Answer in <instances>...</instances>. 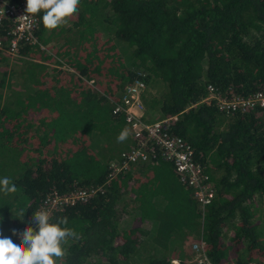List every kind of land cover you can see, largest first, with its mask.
<instances>
[{
	"label": "trees",
	"instance_id": "obj_1",
	"mask_svg": "<svg viewBox=\"0 0 264 264\" xmlns=\"http://www.w3.org/2000/svg\"><path fill=\"white\" fill-rule=\"evenodd\" d=\"M41 16L35 35L43 45L54 41L51 55L37 44L20 52L60 62L27 61L21 75L34 90L0 92V178L17 186L0 194V235L29 226L52 191L103 185L87 201L51 213L78 234L58 264H135L147 243L140 264H172L186 256L169 251L170 243L185 251L197 239L214 264L264 259V112L225 114L202 101L208 85L221 94L264 91V0H81L69 25L54 30ZM120 41L131 49L129 66ZM137 78L146 84L144 118L176 116L170 130L209 174L215 194L204 208L162 160L131 163L104 184L109 163L132 144L130 135L117 142L124 119L112 108L120 88ZM156 249L167 255L154 256Z\"/></svg>",
	"mask_w": 264,
	"mask_h": 264
},
{
	"label": "built area",
	"instance_id": "obj_2",
	"mask_svg": "<svg viewBox=\"0 0 264 264\" xmlns=\"http://www.w3.org/2000/svg\"><path fill=\"white\" fill-rule=\"evenodd\" d=\"M26 0L15 2L13 0H0V51L13 58H21V45L37 44L46 50L47 45L39 43L35 35L39 26L36 15L28 21L21 18L25 14ZM146 90V84L142 79H134L123 85L117 94L112 113L122 115L124 128L130 130L132 144L129 149L121 153V160L110 162V172L104 184L117 176L131 163L146 161L148 159L162 160L172 164L173 169L180 181L191 189L194 200L201 208L211 203L214 194V184L204 165L197 160L193 147L180 135L170 130L171 125L177 119L176 116L160 117L148 120L144 118V103L142 95ZM204 102L214 101L220 112L232 114L236 112L246 113L255 108L264 112V91L240 96L235 93L221 94L215 87L207 86V96ZM98 187H84L68 194H60L52 191L48 194L36 211L41 207L52 212L61 210L66 205H72L77 201L85 202L97 191ZM28 225H24L16 231L19 233ZM15 240V237L13 238ZM190 255L184 260L172 259V264H214L209 258L205 242L202 239L192 241L190 244ZM229 264H264V259H252L237 263L235 260Z\"/></svg>",
	"mask_w": 264,
	"mask_h": 264
},
{
	"label": "clouds",
	"instance_id": "obj_3",
	"mask_svg": "<svg viewBox=\"0 0 264 264\" xmlns=\"http://www.w3.org/2000/svg\"><path fill=\"white\" fill-rule=\"evenodd\" d=\"M80 2L26 0L25 14L21 18L28 21L31 16L42 13L41 22L45 29L54 30L79 11ZM129 135L128 128L122 129L117 142H124ZM16 192L17 186L9 177L0 178V194L8 196ZM24 213L21 210L17 217H23ZM67 224L66 217H59L53 222L51 211L41 207L32 214L29 226L19 233V239L16 238L15 230L7 237L0 235V264H57L66 255L63 245L69 238H78L76 231L67 227Z\"/></svg>",
	"mask_w": 264,
	"mask_h": 264
},
{
	"label": "crops",
	"instance_id": "obj_4",
	"mask_svg": "<svg viewBox=\"0 0 264 264\" xmlns=\"http://www.w3.org/2000/svg\"><path fill=\"white\" fill-rule=\"evenodd\" d=\"M66 25H69V24L66 23ZM50 44L54 45L55 43H54L53 40H51L47 44L48 47H51V49H52V46H49ZM44 51L46 53H48L49 55H51V53H52V50H51V53L47 49L44 50ZM21 56H22L21 58H17L16 59V58L10 57L9 55H4L3 53H2V55H0V57H1L0 61H5V63H9V64L12 65L10 71H8V72L0 70V81L4 80L5 81L4 83H5V85L7 87L9 85V87H8L9 88V92H8L7 95L2 94V90L3 89H2V87H0V92H1L3 97H11L12 94L15 93V89L18 88V87H20V89H18V92L25 93V94L31 93L34 90L31 87V83L26 79L27 76L21 75V70L23 68V65L27 61H33L35 63L45 64L46 67L49 66V65H52V66L56 67V62H50V61L44 60L42 58H36V57H31V56L27 57L26 55H21ZM144 113H145V109H144ZM10 214L17 216L18 213H15L14 209L12 208V209H10ZM12 225H13V221H12V219H10V221L8 222V226L11 227ZM260 225H261V223L259 224V229H260ZM230 234H231V230L229 228H225L224 229V233H223L224 240H227ZM188 244L190 245V243H188ZM179 245L180 244H178L177 242H171L170 245H169V250L173 249L172 251H174V246L178 247ZM189 249L190 248H186V250H185L186 258L188 257ZM178 255H179V253H178ZM239 257H240L241 260H244L245 257H246V251L245 250L240 251V256Z\"/></svg>",
	"mask_w": 264,
	"mask_h": 264
},
{
	"label": "rangeland",
	"instance_id": "obj_5",
	"mask_svg": "<svg viewBox=\"0 0 264 264\" xmlns=\"http://www.w3.org/2000/svg\"><path fill=\"white\" fill-rule=\"evenodd\" d=\"M100 32L102 33V35L105 37L106 36V33H103V31L102 30H100ZM251 38V37H250ZM117 46H118V48H119V50L121 51V53H122V55H123V58H124V63L126 64V65H128L129 66V64H130V62H131V60H130V57H129V53H130V51H131V49L125 44V43H123V42H117ZM50 51V50H49ZM55 62H57V63H59L60 61L58 60V58L55 60ZM11 67H12V65L11 64H9V63H5V61H0V70L1 71H10V69H11ZM5 82V81H4ZM14 86V85H13ZM0 87H1V85H0ZM158 87H154V89L156 90ZM2 94H4V95H7L8 94V92H9V88L5 85V83H4V86L2 87ZM18 89H20V87H18V88H16L15 89V93H20V92H18ZM155 92V91H154ZM150 117H153V119H159L160 117L158 116V115H156V114H152L151 113V116ZM162 205V204H161ZM65 245V244H64ZM63 245V247H64V249H65V246ZM149 245V243H147L146 244V246H145V250L144 251H142V253H141V255L139 256V259H138V261L135 263V264H140V263H142L143 262V258H144V256L146 255V254H148L150 251H151V247L150 246H148ZM173 249H170L169 251H172ZM174 250L175 251H177V252H179V253H181V255L184 257L185 256V251H182V250H178V249H176V248H174ZM152 253L154 254V256H156V257H160V256H165V255H167V252L166 251H163V250H153L152 251ZM190 253H191V251H190V249H189V251H188V256L190 255ZM61 261V259L60 260H58L57 261V264L59 263Z\"/></svg>",
	"mask_w": 264,
	"mask_h": 264
}]
</instances>
